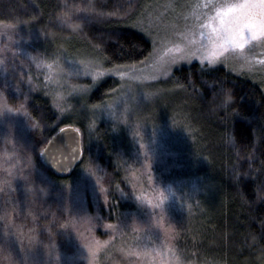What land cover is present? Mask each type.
<instances>
[{
  "label": "trees",
  "instance_id": "16d2710c",
  "mask_svg": "<svg viewBox=\"0 0 264 264\" xmlns=\"http://www.w3.org/2000/svg\"><path fill=\"white\" fill-rule=\"evenodd\" d=\"M140 2L0 0V33L14 37L0 41V94L24 113L16 120L19 136L0 125V264H71L79 245L69 229L55 221L50 205L36 206L41 200L35 194L36 180L43 174L41 179L53 190L63 189L82 185L85 171L91 176L87 186L105 190L97 205L91 193L88 197L89 212L102 225L96 240L108 242L99 264L108 259L118 264L117 245L122 241L138 249L134 240L138 236L147 239L149 247L175 253L183 264H264L260 84L222 67L193 63L176 69L170 79L174 94L168 103L169 131L185 143L169 144L166 164L145 158L126 127L106 120L103 108L112 100L118 79L103 78L85 102H70L65 113L56 107L52 93L34 91L41 61L91 59L116 67L146 60L151 42L125 25ZM80 20L82 26L71 31L65 27V21ZM222 87L231 88L236 98L227 108L218 107L213 98ZM30 90V96H24ZM73 122L82 133L83 159L73 172L57 175L44 165L42 152L57 132ZM142 173L144 181L143 175L137 176ZM150 175L156 185L173 189V198L164 202L165 213L148 212L140 204L141 193L148 192L140 188ZM136 176L141 182L138 188Z\"/></svg>",
  "mask_w": 264,
  "mask_h": 264
},
{
  "label": "rangeland",
  "instance_id": "374dc122",
  "mask_svg": "<svg viewBox=\"0 0 264 264\" xmlns=\"http://www.w3.org/2000/svg\"><path fill=\"white\" fill-rule=\"evenodd\" d=\"M197 2L202 3L204 0H141L139 8L126 20L125 25L142 33L151 42L152 51L146 60L138 64L116 67H109L107 64L105 67L100 62L91 59L90 61L88 59L65 60V58H58L51 63L41 61L37 65L41 76L39 73L38 77H35L34 91L37 88L42 93H44L43 91L50 92L55 98H57V92L61 93L63 98H57L55 103H58L66 111L71 107L70 102L73 104L79 101L85 102L86 95L91 93L103 78L118 79L119 82L111 102L108 101L103 108L106 120L119 124L121 128L126 127L145 158L147 156L152 158L155 164H166L169 156L164 152L168 149L169 144L185 143L183 140H176L169 131L171 117L168 114V103L174 94L170 79L176 69L193 63L201 64L197 58H193L191 62L181 60L171 64L168 50L176 44L185 42L182 34L186 33L193 24L190 14L192 5ZM9 39L11 41L14 39L13 34L0 33V41L5 40L6 42L10 41ZM2 52L0 49V63L2 62ZM260 61H264V47L258 46L247 49L244 55L229 54L227 59L216 65H209L207 62L201 65L209 68L222 67L232 74L249 78L264 89V64H261ZM49 65L51 68L48 67ZM164 68H167V72L164 71ZM119 73L124 75L121 76ZM93 76L96 77L95 80ZM27 86L25 89H29V82ZM74 86H78L79 90H76ZM30 93L31 90L24 96ZM14 106L13 108L5 102L0 94V125L8 127L13 134L19 136L16 120L24 113L16 111L15 108L18 105ZM150 125L156 128H152ZM70 126L80 129L79 125L74 122ZM138 158L141 156L139 155ZM143 173L137 176L141 177ZM137 176L138 188L141 182ZM142 177L144 181L145 175ZM41 178H43V174L38 178V181L36 180L38 184L35 194L41 199L36 206L50 205L48 206L51 208L49 211L55 217V221L59 222L62 227L68 228L73 242L77 246L79 245V249L72 257L71 264H99V255L101 252L106 254L107 245L100 248L95 259L86 247V245L95 244L97 241L95 233L102 226L89 212L88 197L91 193V200L94 205H97L100 201L102 202L103 199L100 198V195H104V192L99 189L93 191L90 186H87L90 185L91 176L86 171L81 174L83 187L76 184L53 190L52 184ZM143 187L145 190L148 189L147 193H141L140 196V204L144 206V209L147 208L148 212L155 214L157 211L161 214L165 213L164 202L173 198V189L160 184L156 185L151 175L147 184L140 189L142 190ZM148 201H151V204ZM160 207L163 209L161 210ZM33 209L36 210V207ZM162 232L160 231V233ZM136 238L134 240L138 249L132 250L126 245L127 243L122 241L117 245L120 252H114V254L118 264H183L165 248L154 249L147 246V239L141 236ZM154 239L156 240V238ZM70 245L68 242L65 243L66 247ZM107 264L116 263L108 259Z\"/></svg>",
  "mask_w": 264,
  "mask_h": 264
},
{
  "label": "snow or ice",
  "instance_id": "6c2138e0",
  "mask_svg": "<svg viewBox=\"0 0 264 264\" xmlns=\"http://www.w3.org/2000/svg\"><path fill=\"white\" fill-rule=\"evenodd\" d=\"M190 15L193 24L182 34L185 42L168 50L171 64L181 60L191 62L193 58H197L201 64L207 62L209 65H216L227 59L229 54L244 55L249 48L264 47V0H204L192 5ZM260 63L264 64V61ZM48 67L51 68V65ZM164 71L167 72V68H164ZM95 78L93 76L94 80ZM74 87L79 90L78 86ZM56 96L58 99L63 98L59 92ZM56 107L61 112L64 111L58 103ZM75 155H79V149ZM75 155L71 158L75 159ZM101 191L105 190L101 188ZM148 203L151 204V201ZM104 227L115 228L112 224H106ZM107 243L96 241L94 245L86 247L95 259L97 252Z\"/></svg>",
  "mask_w": 264,
  "mask_h": 264
},
{
  "label": "water",
  "instance_id": "95a60500",
  "mask_svg": "<svg viewBox=\"0 0 264 264\" xmlns=\"http://www.w3.org/2000/svg\"><path fill=\"white\" fill-rule=\"evenodd\" d=\"M79 149V155H75ZM44 165L57 175L73 172L83 159L82 133L74 126H65L48 142L42 152ZM75 155V159L71 157Z\"/></svg>",
  "mask_w": 264,
  "mask_h": 264
},
{
  "label": "clouds",
  "instance_id": "9594fccd",
  "mask_svg": "<svg viewBox=\"0 0 264 264\" xmlns=\"http://www.w3.org/2000/svg\"><path fill=\"white\" fill-rule=\"evenodd\" d=\"M83 21H65V27L71 31L73 26H82ZM213 98L218 101V107H228L235 102V96L231 88L222 87L217 93H214Z\"/></svg>",
  "mask_w": 264,
  "mask_h": 264
}]
</instances>
